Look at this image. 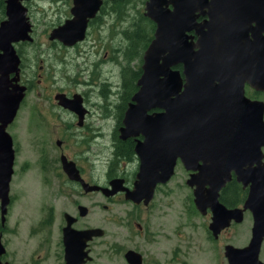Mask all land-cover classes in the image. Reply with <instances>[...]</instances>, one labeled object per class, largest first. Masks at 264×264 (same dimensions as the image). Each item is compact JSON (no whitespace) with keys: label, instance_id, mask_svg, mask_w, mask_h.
<instances>
[{"label":"flooded vegetation","instance_id":"af4514ba","mask_svg":"<svg viewBox=\"0 0 264 264\" xmlns=\"http://www.w3.org/2000/svg\"><path fill=\"white\" fill-rule=\"evenodd\" d=\"M14 1L20 7L23 23L28 25V38L9 43L18 58L16 83L25 88L17 111L23 106L26 94L45 81V88L35 94L46 95L50 140L44 143L47 151L35 156L36 163L40 165L46 157L50 192L61 194L65 199V202H55L52 198L50 249L45 253L33 249L25 260H19L20 264H230L226 247L247 245L252 215L245 209L236 220L231 218L223 226L219 223L226 221L225 209H241L247 197L249 184L243 186L236 173L242 158L255 156L259 141L256 107L248 111L244 104L236 110L237 128L230 120L226 121V115L220 122H212L210 137L200 140L192 152V168H185L182 158L175 155L172 172L164 180L161 173L165 163L155 155L166 152L167 148L159 144L163 140L145 142L140 140L141 134L125 139L118 137L124 111L132 102L142 73L141 56L136 58L132 51L126 50L130 43L123 35L133 25L120 30L125 41L122 46L118 45L114 29V21L118 15H126L123 8L133 4V0ZM145 1L140 0L142 7L137 12L154 29L153 21L144 15ZM177 2L180 7L182 0H162V13L172 11ZM120 3H123L122 13H119ZM192 15L194 26L207 23L211 29L218 46V59L226 61L230 68L232 64L235 79L242 80L243 96L249 101L262 102L264 122V0H205ZM6 19V0H0V22ZM111 28L114 35L109 37ZM194 32V29L186 32L192 36L187 41L196 40ZM104 62L119 66L118 84L113 92L109 82L101 81ZM172 68L181 74L179 64ZM12 77L11 71L7 78ZM112 96L115 98L111 99ZM30 105L31 101L27 103ZM110 106L115 111L111 140H98L101 110ZM158 110L161 109L152 107L146 113ZM11 148L9 200L1 227L13 203L9 183L18 148L12 137ZM179 149L182 147L178 146ZM260 150L264 161V144ZM140 156L144 158L143 163ZM207 170L214 177L213 185L205 179ZM176 174L180 182L175 185L182 188L184 174L183 182L189 193L176 216L171 218L164 208L165 189ZM190 175L193 186L187 183ZM223 175L229 177L216 188ZM87 198L90 200L85 201ZM103 198L106 204L102 203ZM103 210H109L111 220L124 229V233L111 234L106 247V233L99 225ZM232 227L239 228V244L233 241ZM263 241L264 235L258 255ZM2 252L5 255V249ZM1 257V262L12 264Z\"/></svg>","mask_w":264,"mask_h":264},{"label":"water","instance_id":"95a60500","mask_svg":"<svg viewBox=\"0 0 264 264\" xmlns=\"http://www.w3.org/2000/svg\"><path fill=\"white\" fill-rule=\"evenodd\" d=\"M161 3L162 0L144 2V15L153 21L154 29L149 43L141 54L142 73L137 80L138 89L124 111L122 126L118 128V137L125 139L141 134L140 140L145 142L163 140L159 144L167 148L166 152L155 155L158 160L165 163L161 175L164 173L163 179L167 180L172 172L175 155L182 158L185 168H192L191 164L194 161L192 152L200 140H208L213 128L212 122H220L226 115V121L230 120L235 125L234 128H237L236 110H240L244 104L248 111L256 107L259 141L256 144L255 156L254 159L242 158L241 168L237 171L238 174L236 173L243 186L249 184L247 197L241 209H225L226 221L219 224L223 226L231 218L236 220L240 211L248 209L253 219L249 242L239 248L228 245L226 247L228 259L230 264H264L258 259L264 235V161L260 150V146L264 144L263 104L260 101H249L243 96L242 80L235 79L232 64L230 68L226 61L218 59L220 57L217 54L218 46L207 23L193 25V11L197 7H202L205 0H182L180 7V3L177 2L178 5L174 6L172 11L164 13L161 10ZM6 14L7 19L0 22L1 222L9 200L8 181L13 159L11 137L5 128L14 118L25 89L16 83L18 58L9 43L20 38H28L26 32L28 25L23 23L20 7L15 1L6 0ZM191 29H194L197 35L195 41H187V38L192 39L191 35L186 34ZM262 56L264 58V48ZM178 64L181 67V74L172 68ZM11 71L14 72V77L9 80L7 75ZM252 80L248 82L253 85ZM152 107L161 110L146 113V110ZM178 146L182 149L178 150ZM140 162H144L141 156ZM253 163L255 165H252ZM205 174L207 183L213 185V175L208 174V170ZM228 177V175L220 177L216 188ZM187 183L193 186L192 175L188 177ZM214 214L216 217L217 214ZM1 252L0 245V254ZM0 264L7 263L0 261Z\"/></svg>","mask_w":264,"mask_h":264},{"label":"rangeland","instance_id":"374dc122","mask_svg":"<svg viewBox=\"0 0 264 264\" xmlns=\"http://www.w3.org/2000/svg\"><path fill=\"white\" fill-rule=\"evenodd\" d=\"M139 3L140 0H133V4H126L123 8L126 15H118V18L116 17L118 22L117 20L114 21V29L117 30L116 40L118 39L119 46L125 42L121 37L120 30L134 25L132 18L134 15H136L135 19L139 16L137 11H141L142 7V4L139 5ZM112 32L111 28L109 37L111 34L114 35ZM105 35L106 28L103 30V37ZM118 68V65L105 62L102 66L103 77L101 81L109 82V89L112 92L117 87L116 83L118 84ZM76 79L77 77H73V80ZM45 86L46 82L42 81L33 87L32 92L26 94L22 102V104L24 103L23 106L19 108L9 129H7L18 150L15 155L13 175L9 183V194L13 196V203L8 208L4 226H0V245L3 251L5 249V255L1 252L0 257L3 254L1 258L10 260L12 264H20L19 260H25L33 249L44 250V253L50 249V205L52 198L56 199L55 202L57 200L65 202L63 195L50 192V182L48 183L47 180L49 166L46 157L44 156L41 160L40 165L42 167L36 163L37 157L35 156L47 151L44 143L50 140V118L47 113L46 95L37 96L35 94L36 91H40ZM110 98L114 99L115 97ZM29 101L32 102V105L28 107ZM106 109L101 110V136L98 140H111L110 134L113 129L112 120L115 117V111H112V106ZM38 176H41V180ZM184 177L183 174L182 188L175 185V183L179 184L180 182V176L177 174L167 184L164 208L168 217L176 216V211L180 210L186 193H189V189L183 182ZM89 200L90 198H87L85 201ZM105 201L103 198L102 203L106 204ZM56 206L58 207L57 204ZM108 211H102V220L99 222L106 233L104 242L107 244L104 247L110 243L107 240L112 238L111 234L124 233V229L115 220H111ZM246 223L248 224L247 221ZM238 232L239 228H231L233 241L237 244H239ZM258 258L264 261V243L260 248Z\"/></svg>","mask_w":264,"mask_h":264},{"label":"trees","instance_id":"16d2710c","mask_svg":"<svg viewBox=\"0 0 264 264\" xmlns=\"http://www.w3.org/2000/svg\"><path fill=\"white\" fill-rule=\"evenodd\" d=\"M122 6L123 3H120L119 13H122ZM138 14L139 16L136 19V15L133 18L134 25L130 29L126 30L123 34L130 43L126 50L132 51L133 56L136 58H140L141 52L149 42L151 38V32L153 30L152 24L149 22V20L143 18L140 12H138Z\"/></svg>","mask_w":264,"mask_h":264}]
</instances>
